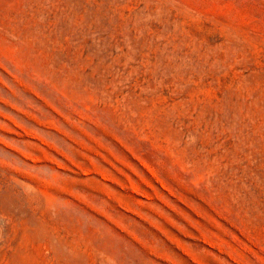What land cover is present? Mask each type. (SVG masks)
Instances as JSON below:
<instances>
[{
  "label": "rangeland",
  "instance_id": "obj_1",
  "mask_svg": "<svg viewBox=\"0 0 264 264\" xmlns=\"http://www.w3.org/2000/svg\"><path fill=\"white\" fill-rule=\"evenodd\" d=\"M0 264H264V0H0Z\"/></svg>",
  "mask_w": 264,
  "mask_h": 264
}]
</instances>
